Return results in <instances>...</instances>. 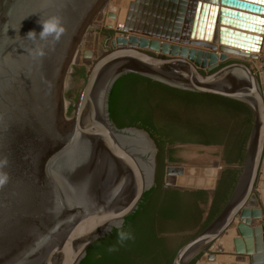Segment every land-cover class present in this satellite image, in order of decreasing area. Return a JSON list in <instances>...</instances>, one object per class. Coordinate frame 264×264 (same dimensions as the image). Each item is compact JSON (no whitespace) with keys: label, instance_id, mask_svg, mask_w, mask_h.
<instances>
[{"label":"water","instance_id":"95a60500","mask_svg":"<svg viewBox=\"0 0 264 264\" xmlns=\"http://www.w3.org/2000/svg\"><path fill=\"white\" fill-rule=\"evenodd\" d=\"M95 2L0 0V264H80L140 205L153 183L154 165L146 155L155 147L146 131L132 128L140 135L129 136L110 119L109 94L125 74L226 97L250 110L247 153L234 192L177 249L171 264L202 263L237 221L234 228L249 238L250 264H264V222H253L263 213L251 207L264 172V91L254 70L263 68L264 53L253 54L264 45V0H130L122 22L121 9L110 4L106 28L117 32L95 59L91 49L75 55V64L83 56L90 67L77 99L67 104L71 115L59 110L56 116L59 54L60 73L64 49ZM53 17L63 32L41 39L42 23ZM117 36L143 37L153 46L117 42ZM160 44L175 50H160ZM178 170L177 185H191L183 177L189 170Z\"/></svg>","mask_w":264,"mask_h":264},{"label":"flooded vegetation","instance_id":"af4514ba","mask_svg":"<svg viewBox=\"0 0 264 264\" xmlns=\"http://www.w3.org/2000/svg\"><path fill=\"white\" fill-rule=\"evenodd\" d=\"M129 81L122 82L116 102L131 104L132 114L150 122L157 130L156 135L139 124L119 126L109 110L111 91L109 116L120 130L127 129L129 136L140 135L131 131L132 128L148 133L155 147L146 155L153 161V183L135 210L138 212L136 219L128 226H124V222L115 228L118 232L114 229L106 236L111 243L106 241L86 261L88 251L80 264H98L97 259L103 254L116 259V256L123 255L117 248L126 250V247L138 243L146 246L154 238H162L164 248L170 250L176 239L182 242L195 235L213 211H221L227 204L246 157L251 125L249 127L244 110L201 99V93L172 88L152 80L151 84L140 82L138 85H130ZM205 140L210 142H203ZM177 168L188 169L189 173H184L183 177L189 184L201 186H178ZM172 190L187 192L184 202L171 196L169 191ZM130 264L140 263L132 260Z\"/></svg>","mask_w":264,"mask_h":264},{"label":"rangeland","instance_id":"374dc122","mask_svg":"<svg viewBox=\"0 0 264 264\" xmlns=\"http://www.w3.org/2000/svg\"><path fill=\"white\" fill-rule=\"evenodd\" d=\"M120 1L121 3H116V0H96L95 4H93L87 16L85 17L84 24L82 25V28L80 27L77 36L74 38L72 42L68 41L66 48L64 49L65 52L67 50L68 52L66 53L65 56L63 55L65 57V64H64V67L61 66V68L63 69L61 70L60 73H59L58 67L60 65L61 53L59 54L57 69H56V76H55V82H56V86H57L58 93H59L57 102L54 104V108L56 110V116H57V112L61 109L64 111L66 110L67 116L71 115L73 111V107L72 105L67 106V104L68 102H74L77 99L80 93V90L83 86L86 72L90 67L91 60H87L85 57L80 56L79 63L75 64L73 62L75 59L73 60V58L78 52L82 53L83 50L85 49H91L95 54V57H94L95 59L96 57H98L97 55H99L102 51L107 49V46L110 45L111 37H113V35L117 32V30L115 29L106 28V25L108 23V18H107V13L109 11L108 6L110 4L116 5L119 9H121V12H122L123 4H125V7L123 8L124 12L120 13L119 15V20L120 22H122L125 18V12L128 9V4L130 0H119V2ZM126 38H129V37H126ZM162 45H167V44H162ZM180 46L187 48L191 51L195 50V51L210 52L206 49L198 48V47L191 46V45H180ZM262 52H264V45H261L260 53ZM232 58L234 57H228L227 60H231ZM63 99L64 100L66 99L64 103H62ZM65 103H66V106H65ZM56 123L57 121L55 117L53 121V128H55ZM263 175H264V172H260L258 176V181L263 178ZM252 198L256 199L255 203L259 201L257 195L255 196L253 195ZM256 205H253L251 207L258 208V206ZM247 210H251V208H247ZM262 213L263 214H262L260 221L264 222V211L263 210H262ZM260 221L258 223H260ZM236 224L238 223H235V226H238ZM179 241H180L179 239L175 240V242L172 245L173 249L177 247V245L180 243ZM173 249H171V251ZM197 260H199V258H197L196 261Z\"/></svg>","mask_w":264,"mask_h":264},{"label":"trees","instance_id":"16d2710c","mask_svg":"<svg viewBox=\"0 0 264 264\" xmlns=\"http://www.w3.org/2000/svg\"><path fill=\"white\" fill-rule=\"evenodd\" d=\"M128 77H131V78H128ZM135 78L138 80L134 81ZM126 79L130 80L129 81L130 85L135 84V83H136V85H138L140 82H143V83L148 82L149 84L152 83V82H150V80H146L145 78H141L139 76H136L135 74H127L126 76L117 80L116 83L114 84V86L111 90V94H110V100H109L110 113L114 114V116H113V114H112V116L115 119V122L121 127L127 126V125H138L139 124L141 126L146 127L147 129L151 130L152 133L154 135H156L157 130L154 128V126H152V124L150 122L148 123L145 119H143V118L140 119V118H138L139 116H135L134 114H132L131 110L133 108H132V106H130L131 104L128 105L124 102H122V103L116 102V100L118 99L117 95H118L120 86H121L122 82ZM131 81H133V82H131ZM158 85H160V84H158ZM163 87H165V86H163ZM172 90L178 91V90H174V89H172ZM179 92H181V91H179ZM182 93H186V95H191L194 97L199 96V94H193V93H188V92H182ZM200 96L202 97L201 99H205L208 101L209 100L210 101H218L220 104H222L224 106L237 107V108L244 110L245 114L247 115V121H248L249 127H250L251 122H252V114H251L250 110L244 104H242L238 101H235V100H231V99H228L225 97L215 96V95H211V94H200ZM209 105H210V102H209ZM203 142H210V141L205 140ZM169 193L171 196L178 197L181 200H183V198L187 197V192H181L179 190H172V191H169ZM179 199H177V200H179ZM183 202H184V200H183ZM186 205H187V203H186ZM136 211L133 212L131 215L126 217L124 226L130 225V223L132 221H134V219H136V215L138 213ZM219 211H220V209L213 211L210 214V216L208 217V219L204 222V224L199 228V230L197 232H199L211 220H213ZM114 231L118 232V230H116V229ZM193 236L194 235L188 236L186 239H184L182 242H180L177 245V247L174 248L172 251H171V249L168 250V249L164 248V246H163L164 243H163L162 238H154L153 241L151 240L150 243H147L146 246H144V243L142 245H139V243H138L137 246L126 247V250H124L123 248H117L118 251H120L123 255H120L118 257L116 256V259H113V258L110 259L108 256L103 254L102 256H100L97 259V263L98 264H130V261L135 260V262L140 263V264H171L173 256L176 253L177 249ZM106 241H107V243H108V241L111 243V240L107 239V237H106V238H103V239L97 241L95 244H93L88 250L89 254H88L86 261H88L90 259V257L93 255V253H94L93 251H95L96 249H99L101 246L103 247V245L106 244ZM127 251L129 252V254L127 253ZM195 262H196V259L193 260L190 264H195Z\"/></svg>","mask_w":264,"mask_h":264},{"label":"crops","instance_id":"0c3cea01","mask_svg":"<svg viewBox=\"0 0 264 264\" xmlns=\"http://www.w3.org/2000/svg\"><path fill=\"white\" fill-rule=\"evenodd\" d=\"M258 200L256 206L264 211V202L261 197ZM253 221L255 224H259L260 219L253 218ZM248 240L249 238L241 236L238 230L234 228L219 240L218 245L213 250L206 253L205 260L199 264H220L222 261L227 262V264H250L251 253L245 245ZM240 257L243 259L239 260Z\"/></svg>","mask_w":264,"mask_h":264},{"label":"bare ground","instance_id":"6f19581e","mask_svg":"<svg viewBox=\"0 0 264 264\" xmlns=\"http://www.w3.org/2000/svg\"><path fill=\"white\" fill-rule=\"evenodd\" d=\"M193 0H190V2H192ZM122 12H124V11H122ZM121 12V13H122ZM263 17H264V14L262 15ZM116 40H117V42H125V41H136V42H138V44H140L141 46H153V45H151V43H150V41L148 42V40L147 39H143V37H136V36H130L129 38H124V37H117L116 38ZM263 45V44H262ZM159 49L160 50H163V51H168V52H171V51H173V50H175L170 44H167V45H162V44H160L159 45ZM260 49H261V45H260V47H259V49L258 50H256V52H253V54H256L257 55V52H260ZM177 50H181V49H179L178 47H177ZM182 52H185L184 50H181ZM195 56H197V55H195ZM75 59V57L73 58V60ZM71 60V59H70ZM66 100H64L63 99V102L62 103H64ZM65 106H66V103H65ZM62 108V107H61ZM62 110V109H61ZM59 112V111H58ZM256 192H257V197H258V199H259V197H261V199H262V201L264 202V175H263V179L261 180V182H260V180L257 182V186H256ZM257 208V207H256ZM259 219H261V217H259ZM261 222V221H260Z\"/></svg>","mask_w":264,"mask_h":264},{"label":"clouds","instance_id":"9594fccd","mask_svg":"<svg viewBox=\"0 0 264 264\" xmlns=\"http://www.w3.org/2000/svg\"><path fill=\"white\" fill-rule=\"evenodd\" d=\"M42 24H43V28H42V31H40L39 33L41 39L49 35L53 36L54 39H57L64 30L63 27L61 26V22L59 18H56V17H53ZM35 34H36L35 31H29L26 35H28L31 38L35 36ZM36 55L38 56L43 55V52L38 50ZM0 182H3V180L0 179Z\"/></svg>","mask_w":264,"mask_h":264},{"label":"built area","instance_id":"2783aa9c","mask_svg":"<svg viewBox=\"0 0 264 264\" xmlns=\"http://www.w3.org/2000/svg\"><path fill=\"white\" fill-rule=\"evenodd\" d=\"M264 53V52H263ZM255 73L262 79L263 91H264V68H258L254 65Z\"/></svg>","mask_w":264,"mask_h":264}]
</instances>
